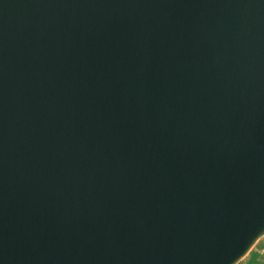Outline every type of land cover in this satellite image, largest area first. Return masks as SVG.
I'll return each instance as SVG.
<instances>
[{
	"label": "water",
	"instance_id": "1",
	"mask_svg": "<svg viewBox=\"0 0 264 264\" xmlns=\"http://www.w3.org/2000/svg\"><path fill=\"white\" fill-rule=\"evenodd\" d=\"M263 239L264 0H0V264Z\"/></svg>",
	"mask_w": 264,
	"mask_h": 264
},
{
	"label": "rangeland",
	"instance_id": "2",
	"mask_svg": "<svg viewBox=\"0 0 264 264\" xmlns=\"http://www.w3.org/2000/svg\"><path fill=\"white\" fill-rule=\"evenodd\" d=\"M240 264H264V239Z\"/></svg>",
	"mask_w": 264,
	"mask_h": 264
}]
</instances>
